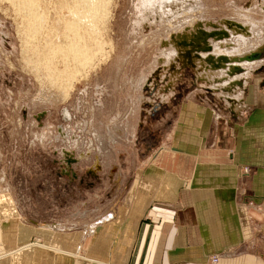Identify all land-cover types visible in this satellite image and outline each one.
Instances as JSON below:
<instances>
[{
	"label": "rangeland",
	"instance_id": "1",
	"mask_svg": "<svg viewBox=\"0 0 264 264\" xmlns=\"http://www.w3.org/2000/svg\"><path fill=\"white\" fill-rule=\"evenodd\" d=\"M107 2L108 16L101 35L104 46L94 56V65L91 62V68L77 72L73 81L71 77L67 81L58 78L66 97V92L56 90L61 87L59 81L51 82L56 86L49 83L46 73L51 69L34 64L31 47L46 41L47 33L36 40L21 34L23 14H18L10 0H0L1 228L22 222L66 233L78 230L86 236L119 217L148 158L172 150L174 156L170 157L184 160L194 153L188 134H201L203 126L195 127L199 120L208 122L206 146H211L219 131L224 138L226 135L223 144L231 146V133L238 134L244 114L233 117L219 92L197 77L191 60L187 63V43L183 63L179 53L170 57L176 49L171 38L197 24L203 27L199 33L206 35L203 38L198 33L191 42L197 57L204 47L213 46L206 45L208 42L215 44L225 38L223 22L250 29L246 39L239 35L227 39L228 48L238 46L237 52L259 55L253 66L238 68L241 86L236 97L244 101L241 105L245 108L247 97L255 91V108L264 112V0ZM199 35L204 41L198 40ZM51 39L56 38L49 36ZM24 56L32 57L33 65ZM53 58L58 62L51 66L59 69V65L62 70L59 57ZM245 81L250 82H246L244 96ZM192 111H198L202 119L191 117ZM258 116L254 119L256 131L264 130L263 118ZM180 122L187 124V129L180 128ZM30 244L41 243L33 240ZM73 255L77 260L87 257Z\"/></svg>",
	"mask_w": 264,
	"mask_h": 264
},
{
	"label": "crops",
	"instance_id": "2",
	"mask_svg": "<svg viewBox=\"0 0 264 264\" xmlns=\"http://www.w3.org/2000/svg\"><path fill=\"white\" fill-rule=\"evenodd\" d=\"M240 77L235 75L237 92ZM200 79L208 82L207 76ZM214 82L207 84L224 98L230 114H244L231 146L223 144V131L206 146L208 122L199 120L201 134H188L194 153L184 160L170 157L172 150L148 158L115 220L86 236L6 223L0 227V264H207L213 255H220L217 264H264V130L256 131L254 120L259 115L264 126V112L255 108V91L243 108L236 91L226 99ZM33 240L41 244L31 245ZM75 253L87 257L77 260Z\"/></svg>",
	"mask_w": 264,
	"mask_h": 264
},
{
	"label": "bare ground",
	"instance_id": "3",
	"mask_svg": "<svg viewBox=\"0 0 264 264\" xmlns=\"http://www.w3.org/2000/svg\"><path fill=\"white\" fill-rule=\"evenodd\" d=\"M107 1L108 0H10L11 2L10 5H13V7L15 6L18 14L19 15L21 13L23 14L22 18L19 21L20 24H22L21 20H24L22 26L20 25L23 31L21 34L26 35V37L30 36L29 37L30 39L35 38V40L38 36L42 35L43 33L49 34V35L46 34L45 38L47 36L48 37L52 36L53 38H56L54 40L53 39L48 40V37H47L46 41L42 40V42L35 43L34 45H32L31 52L34 55V58L36 57L35 63L33 61L31 63V61L29 60L30 58L32 59V57L27 59L25 57L26 55L24 56V58L27 59L28 62L30 61L31 65H33L34 63V64H40L42 66L43 64V66L45 67V70L51 69V71L47 70L49 73L45 70L44 71L47 72L46 74L49 75V78L47 76V79L48 81H50L49 82L50 84H54L53 86H56L57 84V82L55 81L60 82V79L58 78H61V81L63 78H66V81H67V79L71 77L72 79L70 78L71 79L70 81H73V77L75 78V75L77 72H79L78 74H80L84 70V68L86 66L88 68L89 65H90L89 67L91 68V65L94 62L93 58H96L94 56H96V53L97 52L99 53V51L102 50V47L104 46L103 40H102L103 38L101 39V35H102V31L105 29L104 26H105V21L107 18L106 15L108 14L106 13L107 11L105 10L108 7ZM222 25L226 27L227 29V30L223 29L221 26V30H223L226 33V36H225V33L222 34L223 37L225 38L218 39L219 41L221 40V42H217L215 44H214L215 41L213 43L208 42V44L206 45L211 44L213 46L204 47L201 50V53L198 57L195 55L196 51L193 50V48H191L192 47L191 42L193 41L195 35H197L199 32H202L201 30H203V27L200 26V24H197L192 29L191 28L188 29V31L184 32L182 35L173 36L171 38V42L173 44V47L175 46L176 49L173 50L174 55H170V57L174 58L175 55L179 53L178 57L180 58V62L183 63V61H185V58H186L184 57V55L186 51L185 45L187 43V55H186L187 63L189 62V60H191L190 62H192L194 71H196L197 76L198 77L207 76L208 82L215 81L216 84L214 82L215 84L214 86L221 91V93L224 95L226 99L229 98L230 100L229 95L232 94V91L235 92L237 90V89L235 90V82L237 81V79H235V75L239 74L238 68L240 67L242 68V66L250 67L251 65L255 64L253 63L255 62V59L253 58V56L254 54H258V53H253L252 55H248V52L247 53L237 52L239 51L237 50V47H238L237 45H236L237 47H234V48L232 47V49L231 47L228 48L229 42L227 41V39L231 38V36L234 37L235 35L236 36L239 35L240 37L245 38V36L247 35V30H250L246 28L247 26H244L243 28L231 22H223ZM199 34L203 36V38L206 37L204 32L199 33ZM200 35L197 37L198 40L199 39L202 40ZM26 37L25 39L27 40ZM225 40L228 43L225 42ZM27 45L30 46V44H27ZM188 50H190V53L188 52ZM209 50H211V53L209 52L211 56H208L209 53L207 52ZM258 50L260 51V49L255 48V52ZM53 57L55 58L59 57V59L57 60H60V62L62 61V64L59 63L63 65L62 70H59L61 69V66L59 65H58L59 69H54L53 68L54 66H51L52 63H54V61L56 62V59L53 60L54 59ZM25 59L24 61L26 62ZM170 61H171V58H170ZM26 64L29 67V64L27 62ZM31 67H29L30 70H31ZM38 68L39 66L37 67V69ZM32 69L34 70V67ZM39 69L41 70V68ZM35 70H36V67H35ZM38 70H36V72ZM40 70L38 73L41 74L42 72ZM35 75H37V73H35ZM47 79L45 78V80ZM202 80L206 81L207 78H203ZM66 81H65V85L69 84V82L67 83ZM51 82H55L56 84L51 83ZM60 84L61 82L59 83L58 86H61ZM63 84H64V81H63ZM63 87L64 85L57 88L56 90L58 89L63 90L64 89ZM67 87L68 86H66L65 88ZM59 91L58 92L56 91L57 94H59ZM61 91H60V94H61ZM64 92H66V89L64 90ZM61 95H60L61 98L64 97ZM65 95L67 97V92Z\"/></svg>",
	"mask_w": 264,
	"mask_h": 264
},
{
	"label": "built area",
	"instance_id": "4",
	"mask_svg": "<svg viewBox=\"0 0 264 264\" xmlns=\"http://www.w3.org/2000/svg\"><path fill=\"white\" fill-rule=\"evenodd\" d=\"M218 259H219V256H217V255L212 256L210 259V264H217Z\"/></svg>",
	"mask_w": 264,
	"mask_h": 264
},
{
	"label": "water",
	"instance_id": "5",
	"mask_svg": "<svg viewBox=\"0 0 264 264\" xmlns=\"http://www.w3.org/2000/svg\"><path fill=\"white\" fill-rule=\"evenodd\" d=\"M253 58L257 59L258 58V54H254Z\"/></svg>",
	"mask_w": 264,
	"mask_h": 264
}]
</instances>
